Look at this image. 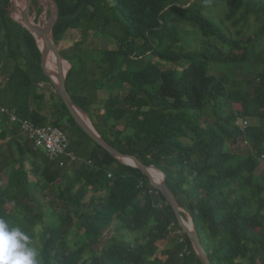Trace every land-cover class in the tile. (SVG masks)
<instances>
[{
  "label": "trees",
  "instance_id": "trees-1",
  "mask_svg": "<svg viewBox=\"0 0 264 264\" xmlns=\"http://www.w3.org/2000/svg\"><path fill=\"white\" fill-rule=\"evenodd\" d=\"M53 1L55 28L75 31L87 23L96 27L97 34H104L114 21L120 26L122 36L109 35L106 40L111 46L100 53V82L108 94L104 113L99 121L87 114L101 137L121 153L133 155L165 175L178 206L191 217L211 264H243L241 260L246 258L247 264H264V170L258 171L259 157L264 156V46L258 45L264 40V0H231L218 21L206 11L215 0ZM3 4L0 0V104L14 110L20 120L37 125L48 122L58 126L66 119L69 126L64 133L70 150L92 165L59 167L32 149L43 156L41 165L32 153L31 168L26 170L25 156L30 151L23 147L24 139L16 137L14 128L10 133L15 152L0 143V174L6 173V184L0 186V218L20 227L31 243L30 226L37 219H48L46 240L37 251L40 264H201L187 236L183 235L185 244H180L168 230L171 224L181 229L172 209L148 179L87 137L56 93L47 104L46 96L35 91L39 84L50 83L40 67L39 51L37 56L31 51L27 42L31 33L8 17ZM250 19L256 29L253 38L244 37V44L227 33L230 22L247 28ZM180 24L190 26L194 33H187ZM236 35L240 37L238 31ZM178 43L192 47L183 52ZM181 63L187 65L179 70ZM230 69L254 73L252 89L230 90L222 77ZM73 73L71 66L65 80L67 90L76 106L87 105V97L78 91L85 92L89 85L84 82L72 94L68 80ZM124 84L129 90L118 105L114 92ZM42 111L50 112L53 120L49 122ZM237 116L257 118L258 124L242 131L235 126ZM105 119L123 123V129L113 127L108 136L110 125ZM74 126L93 144L88 149L81 142L87 155L73 150L77 145L72 140ZM0 131L7 132L3 116ZM245 138L251 146L246 154L230 150ZM5 154L10 164L2 160ZM65 171L73 177L58 198L74 211L76 220L60 218L52 208L37 212L32 219L25 215V206L16 208L21 206L17 200L20 183H26L27 193L35 186L27 181L28 174L40 176L44 189ZM12 201L14 207L9 211ZM56 219L60 224L54 227L51 224ZM112 221L117 222L113 230L119 238L112 236L102 249H93ZM74 222L82 229L75 240L69 239ZM160 241L170 247L157 253ZM184 246L189 254L180 257Z\"/></svg>",
  "mask_w": 264,
  "mask_h": 264
},
{
  "label": "rangeland",
  "instance_id": "rangeland-1",
  "mask_svg": "<svg viewBox=\"0 0 264 264\" xmlns=\"http://www.w3.org/2000/svg\"><path fill=\"white\" fill-rule=\"evenodd\" d=\"M28 0H25L26 3ZM72 1V0H70ZM187 1V0H184ZM193 0H189V3H191ZM229 1L231 0H215L213 1V4L209 6L206 11L214 18L215 21H218L220 18H222L225 11H227L229 7ZM10 0H4L3 7L9 11ZM21 2V3H20ZM23 1H18L16 3L18 6H20ZM20 7H23L22 5ZM40 10V11H39ZM30 14H32L36 19H39L40 21L43 20L45 25L52 24L51 29L55 32L56 38L58 39L57 45L60 51L64 54V56L70 60L71 64L68 61H65V72H68L71 66L74 68V73L70 77L71 82L73 79H75V82L81 81V78H85L87 81L85 83L89 85V89L86 93V101L87 105L84 106H77V109H80V111L88 118V115L93 120L99 121L101 114L104 113L103 107H104V101L107 99V91L104 89V82H100L101 76H102V70L99 68L100 65V53L102 50H104L107 47H110L111 45L108 44L107 38L112 33H115L119 36H122V33L120 32V26L114 21L111 24V27L108 28L106 31L109 33L101 34L99 32H95V26L91 24L85 23L82 24L78 30L70 31L65 29H59L56 27V8L52 0H32V3L29 7ZM205 11V12H206ZM110 19L116 20L113 16H109ZM235 20V19H234ZM181 25V24H180ZM181 28L186 31L187 33H194L193 28L187 25H181ZM227 33H230V37L238 40L239 38L242 40V43L244 44L245 38L244 37H251L253 38V33L256 29V24L253 19H250L248 23L247 28H243L241 25L233 26L232 23L227 24ZM237 31L240 33V37H238ZM32 35V33H31ZM183 40H187L185 36H182ZM188 41V40H187ZM29 48L31 51L37 56L38 55V48L36 47V42L33 39V35L28 38L27 40ZM259 48H262L264 46V40H260L258 42ZM192 47V44H183L178 43L177 48L180 49V51H185ZM51 50V49H50ZM23 52V49L20 50ZM51 52H53L51 50ZM235 53H239L236 49L234 50ZM156 63L159 64V66L163 69L165 68V64L163 62L155 60ZM187 64L181 63L179 66V70H182L186 67ZM123 76L126 77L127 73H125V69L123 71ZM219 76H222V74H218ZM223 79L227 81V86L230 88V90H240L242 92H245L248 89H252L254 85V73L249 72H236L234 70H228V72L223 73ZM100 82V83H99ZM232 82L233 84H230ZM99 87L97 88V86ZM41 88L38 87V90L35 88V91L38 93L42 92L46 96L47 104L49 101L51 102V95H55V90L52 87L50 83H41ZM71 90V89H70ZM129 90V86L127 84H124L121 89H118L114 92V95L117 96L119 99L116 102V104H121L123 98L126 96L127 92ZM71 93H75V91L71 90ZM47 106L44 107L43 110H46ZM49 111V110H48ZM41 112L42 115L48 114V121L51 122L53 120V117L50 115V112ZM235 111V110H234ZM88 114V115H87ZM181 118H185V115L182 114L180 116ZM89 120V119H88ZM108 119H105L106 124L110 125L107 129L108 136H111L113 127L117 130L123 129V123H116L113 121H107ZM90 122V120H89ZM248 127L256 126L258 124L257 118L248 119ZM92 125V123L90 122ZM62 129H64V132H67V126H69L66 122V119H64L59 125ZM93 126V125H92ZM241 126V125H240ZM94 127V126H93ZM103 126H100V130ZM95 129V128H94ZM96 130V129H95ZM75 135H72V140L76 141L77 145L73 147V150L76 152V154L80 155L82 152L84 155H87L88 152L83 149L82 143L85 142L87 146H92V142L82 133L79 131V129L74 126ZM97 131V130H96ZM98 132V131H97ZM0 143L3 145H10L12 147L13 151L15 152V146H14V140L11 139V133L9 131L7 132H1L0 131ZM26 149L30 151V153L26 154V160L24 161V165L26 170L31 168L30 162L33 161L32 153L34 151L32 150L29 142L24 139V141L21 140ZM70 142V141H69ZM82 142V143H81ZM79 145V146H78ZM251 149L250 146V139L245 138L244 140L240 141V143L236 146H233L230 150L232 152L238 153V154H246L247 151ZM15 154V153H14ZM35 160L37 165H41V158L42 155L38 153H34ZM2 159L3 161L10 164L9 156L5 154ZM8 164V165H9ZM258 171H261V168H259ZM161 177L162 173L159 171ZM5 171H2L0 174V186H3L6 184V176ZM73 177V173L70 171H65L61 179L56 181L54 184L47 186L46 188L42 189L40 186V176H33L32 174L27 175V181L29 183H35V186L33 187V190H30L29 193L26 192L27 186L25 182H21L18 189H17V200L18 204L21 206H18L16 208L20 209L22 206L26 207L25 215L27 217H31L32 219H35V215L38 214L37 212L46 213L49 208H52L57 215L60 218H66L67 216H72L74 220H76V216L74 211L68 207L64 206V201L58 198V195L60 194L61 188L66 187L69 185L70 180ZM31 196H34L35 199L30 198ZM89 197V196H88ZM88 197L85 199L84 204L87 205L88 203ZM12 205V206H11ZM9 211H11L12 207H14V202H11ZM189 218L187 215V212L184 211V219L185 222ZM49 224V221L47 218L44 219H37L34 222L33 226H30L31 231L29 232V235L32 236L33 241L30 244V247L34 248L36 251L40 249V247L44 244L46 237L44 236V229ZM58 224H60L59 219H56L54 222H52V226L57 227ZM117 225V222L112 221L110 226H107L102 231V239L97 241L93 249L99 250L102 249L103 244L109 239L110 237H118V234L113 230V226ZM192 225V224H191ZM29 228V229H30ZM82 233V229L76 224V222L73 223L71 230H70V238L75 240L77 237H79ZM131 238L132 236L129 235ZM176 239V238H175ZM179 242V239H178ZM166 241H160L157 243V253H160L163 251V249L168 246L166 245ZM170 246V245H169ZM88 257L87 255L85 256ZM243 264H247L249 261L248 259L241 260Z\"/></svg>",
  "mask_w": 264,
  "mask_h": 264
},
{
  "label": "water",
  "instance_id": "water-1",
  "mask_svg": "<svg viewBox=\"0 0 264 264\" xmlns=\"http://www.w3.org/2000/svg\"><path fill=\"white\" fill-rule=\"evenodd\" d=\"M53 1V0H52ZM32 3V0H28L23 7H20L16 4L15 0H10L9 5L10 9L8 11V17L20 25L23 29L33 33L34 31L38 32L41 40V47H39V63L44 75L48 78L50 84L54 88L56 94L59 96L64 106L70 113L71 117L80 128V130L89 137L96 145L104 149L112 157L120 161L125 165H129L139 170L149 181L151 187H153L157 192L161 194L166 203L172 209L175 219L177 221L178 227L189 239L192 248L201 264H211V261L208 257L207 252L201 244L200 238L196 231L191 225V228H188L185 225V219L181 213L182 210L178 206L172 192L170 191L167 183L166 177L162 174L161 181L154 180L149 174V169H154L159 172L155 167L145 166L140 162L135 156L121 153L114 147L107 144V142L101 137V135L94 129L91 125H87L84 121L80 120L76 114V105L74 104L68 90L66 87V74L64 71L65 59L61 54V51L58 48L57 42L53 30L47 28L43 20L36 19L32 14H30L29 7ZM54 3V1H53ZM56 8V6H55ZM56 20H57V9H56ZM52 50L55 54V64L52 70L46 67V56L49 50ZM191 221V217H190ZM192 224V221H191Z\"/></svg>",
  "mask_w": 264,
  "mask_h": 264
},
{
  "label": "built area",
  "instance_id": "built-area-1",
  "mask_svg": "<svg viewBox=\"0 0 264 264\" xmlns=\"http://www.w3.org/2000/svg\"><path fill=\"white\" fill-rule=\"evenodd\" d=\"M0 116L5 118V125L7 131L11 132L14 128L17 129L16 137L27 140L32 149L39 151L50 162H57L59 167H65L66 165H74L86 163L91 166V161H84L78 158L70 150V142L63 129L52 123H46L43 125H37L30 121L20 120L15 111L9 109L6 106L0 104ZM248 119L237 116L235 120V126L244 131L248 127ZM241 125V126H240ZM12 138V137H11ZM259 168L264 170V156L259 157ZM111 177V174L108 175ZM160 206V205H159ZM161 207V206H160ZM175 225L171 224L168 230L173 236L178 237L180 244H185L181 230L175 229ZM189 249L186 246L182 249L180 257L188 255Z\"/></svg>",
  "mask_w": 264,
  "mask_h": 264
},
{
  "label": "clouds",
  "instance_id": "clouds-1",
  "mask_svg": "<svg viewBox=\"0 0 264 264\" xmlns=\"http://www.w3.org/2000/svg\"><path fill=\"white\" fill-rule=\"evenodd\" d=\"M30 243V237L20 227L0 218V264H40Z\"/></svg>",
  "mask_w": 264,
  "mask_h": 264
},
{
  "label": "bare ground",
  "instance_id": "bare-ground-1",
  "mask_svg": "<svg viewBox=\"0 0 264 264\" xmlns=\"http://www.w3.org/2000/svg\"><path fill=\"white\" fill-rule=\"evenodd\" d=\"M19 1H23V2H22L23 4H21V5L24 6V1H25V0H19ZM15 2L17 3V0H15ZM20 3H21V2H20ZM21 5H20V6H21ZM55 20H56V18H55ZM51 26H52V24H49V25H47L46 27H47V28H51ZM32 35H33V38H34V40H35V42H36L38 48L41 47V44H42V43H41V40H40V35H39V33L36 32V31H34V32L32 33ZM45 62H46V67H47L48 69L52 70V69L54 68V64H55V54H54L53 52H51V50H49V52H48V54H47V56H46ZM76 114H77V116H78V118H79L80 120L84 121L87 125H90V126H91V124H90L88 118H87V117H86V116L80 111V109H76ZM148 174H149L154 180H156V181H161V179H162L160 173L157 172V171H155L154 169H149V170H148ZM184 223H185V225H186L188 228H191V221L188 220V218H187L186 222H184Z\"/></svg>",
  "mask_w": 264,
  "mask_h": 264
},
{
  "label": "crops",
  "instance_id": "crops-1",
  "mask_svg": "<svg viewBox=\"0 0 264 264\" xmlns=\"http://www.w3.org/2000/svg\"><path fill=\"white\" fill-rule=\"evenodd\" d=\"M66 61V60H65ZM67 74H68V72H67ZM66 74V75H67ZM71 77V76H70ZM70 77H69V80H68V83H69V87L71 88V90H74L75 91V89L76 88H78V89H81V88H79L80 87V85H84V82L85 81H87L85 78H81L82 80L81 81H77V82H75V79H73L71 82H69L70 81ZM41 84H39V86L38 87H41L40 86ZM99 87V85L97 86V88ZM87 89H89V86L87 87ZM87 89H86V91H87ZM85 91V92H86ZM85 92H82L81 90L80 91H78V93L79 94H85V96H87L86 95V93ZM88 119H89V117H88ZM90 120V119H89ZM91 122V121H90ZM46 123H48V122H46ZM92 123V122H91ZM93 125V124H92ZM93 147V145L92 146H88V149H91ZM68 166V168L70 169L71 167H76L77 165H67ZM182 210V209H181ZM184 213V212H183ZM187 215H188V213H187ZM189 216V215H188ZM188 220H190V216H189V218H188ZM167 245V244H166ZM168 247H170L169 246V244H168V246H166L163 250H165V249H168Z\"/></svg>",
  "mask_w": 264,
  "mask_h": 264
}]
</instances>
